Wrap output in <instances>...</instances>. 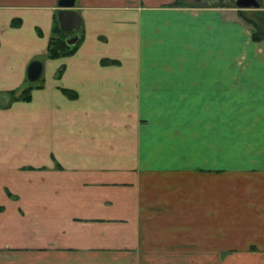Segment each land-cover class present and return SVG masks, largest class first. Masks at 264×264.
Masks as SVG:
<instances>
[{
    "label": "crops",
    "instance_id": "obj_1",
    "mask_svg": "<svg viewBox=\"0 0 264 264\" xmlns=\"http://www.w3.org/2000/svg\"><path fill=\"white\" fill-rule=\"evenodd\" d=\"M173 2L75 0L76 49L49 58L58 0H0V264H264V39ZM192 131L198 199L142 190Z\"/></svg>",
    "mask_w": 264,
    "mask_h": 264
},
{
    "label": "rangeland",
    "instance_id": "obj_2",
    "mask_svg": "<svg viewBox=\"0 0 264 264\" xmlns=\"http://www.w3.org/2000/svg\"><path fill=\"white\" fill-rule=\"evenodd\" d=\"M178 2L179 3L182 2L183 4H186V5L202 6L201 4L197 3L196 0H178ZM174 3H175V0L173 4ZM211 6L235 8L237 12V17L244 24H246L249 28H251V25L248 24L245 21V19L239 14V10H242L240 12H242L245 17L255 21L258 25H260L262 29H264V11H262L259 7L239 9L236 7L234 0H218L217 4L211 5ZM70 35H71L70 33H66L64 35L65 39L69 37ZM63 90H68L69 92L73 94V96L75 95V93L70 89L63 88L62 91ZM18 94L19 93H17V95ZM185 136H186L185 139L180 141V143L177 146H175V148L182 149L183 153L188 152V154L185 153L186 157L184 156L186 167H181V168L170 167L168 169H161L162 171H167V170L172 171L175 173V175H171L170 178H164V177L155 178V179L153 178L149 180V182L151 181L153 185L149 187L143 185L141 186L142 190H187V193H190V194H187V196L192 195L193 198L198 199V190H200L199 132L192 131L186 134ZM155 184H157V186ZM138 190H139V187H138ZM2 209L3 207L0 206V211ZM190 210L191 211H189V214L191 215L192 218L188 219V221L191 224V226L185 227L183 228V230L188 232V235L192 238V240H195L194 237L195 236L198 237L199 235V226H198L199 213H198V210H195L194 205H191ZM150 225L151 224H149V228L145 226L146 228L145 229L143 228V229L146 232L150 231L151 230ZM186 247L195 249L193 251H198L199 245H198V242L196 243L191 242V243H187ZM180 248L181 247L177 249H180ZM193 261H196V260H193Z\"/></svg>",
    "mask_w": 264,
    "mask_h": 264
},
{
    "label": "water",
    "instance_id": "obj_3",
    "mask_svg": "<svg viewBox=\"0 0 264 264\" xmlns=\"http://www.w3.org/2000/svg\"><path fill=\"white\" fill-rule=\"evenodd\" d=\"M74 2L75 0H58V9L56 11L59 28L71 34L65 39L66 44L69 46H73L79 42V33L82 25V18L74 8ZM196 2L203 6H211L217 4L218 0H196ZM234 3L239 9L259 7L257 0H234ZM40 74L41 63L37 60L30 62L27 68V79L34 82L39 78Z\"/></svg>",
    "mask_w": 264,
    "mask_h": 264
},
{
    "label": "trees",
    "instance_id": "obj_4",
    "mask_svg": "<svg viewBox=\"0 0 264 264\" xmlns=\"http://www.w3.org/2000/svg\"><path fill=\"white\" fill-rule=\"evenodd\" d=\"M174 5L185 6L186 4H183L182 2L179 3L178 0H175ZM240 11L242 10H239V14L245 19V21L248 24L251 25L252 37L255 40L264 39V29H262L260 25H258L255 21L245 17L244 14ZM66 33L68 32H65L59 28L58 22L55 18L54 25L52 28V36L50 37L48 46H47V56L49 58H58V57L66 56V55L71 54L76 49V46L78 43L73 46H69L66 44L65 37H64ZM60 72L61 70L58 71L57 75H59ZM31 88H32L31 86H26L19 90L12 91L11 94L13 98L15 99H21V100L27 101L30 99ZM63 91L67 93L66 94L67 96L73 97V94L69 92L68 90H63ZM17 93L19 94L17 95Z\"/></svg>",
    "mask_w": 264,
    "mask_h": 264
}]
</instances>
